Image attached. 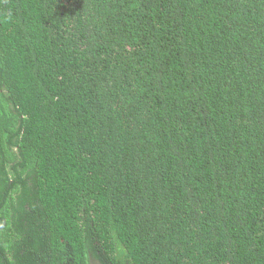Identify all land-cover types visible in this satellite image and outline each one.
<instances>
[{"label": "trees", "instance_id": "1", "mask_svg": "<svg viewBox=\"0 0 264 264\" xmlns=\"http://www.w3.org/2000/svg\"><path fill=\"white\" fill-rule=\"evenodd\" d=\"M0 264H264V0H0Z\"/></svg>", "mask_w": 264, "mask_h": 264}]
</instances>
